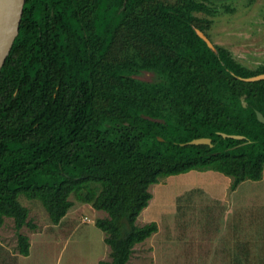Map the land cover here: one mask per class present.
Returning a JSON list of instances; mask_svg holds the SVG:
<instances>
[{
  "label": "trees",
  "instance_id": "trees-1",
  "mask_svg": "<svg viewBox=\"0 0 264 264\" xmlns=\"http://www.w3.org/2000/svg\"><path fill=\"white\" fill-rule=\"evenodd\" d=\"M211 2L27 0L0 74V226L14 219L21 255L31 248L21 196L56 225L72 196L107 213L95 222L111 250L100 264H129L158 232L136 222L160 179L210 170L233 191L262 180L264 80L244 79L264 66L196 33L211 24L197 16H213ZM201 138L212 145L188 144Z\"/></svg>",
  "mask_w": 264,
  "mask_h": 264
},
{
  "label": "rangeland",
  "instance_id": "rangeland-1",
  "mask_svg": "<svg viewBox=\"0 0 264 264\" xmlns=\"http://www.w3.org/2000/svg\"><path fill=\"white\" fill-rule=\"evenodd\" d=\"M213 16L204 35L228 49L243 66H264V0H212ZM140 79L156 80L143 73ZM215 171L193 170L160 179L137 226L158 224V232L134 248L129 264H264V173L237 190ZM74 206L58 225L38 200L21 196L29 210L20 233L30 239V255L18 248L15 221L0 226V264H100L111 261L106 234L95 226L108 214L72 196Z\"/></svg>",
  "mask_w": 264,
  "mask_h": 264
},
{
  "label": "water",
  "instance_id": "water-1",
  "mask_svg": "<svg viewBox=\"0 0 264 264\" xmlns=\"http://www.w3.org/2000/svg\"><path fill=\"white\" fill-rule=\"evenodd\" d=\"M27 0H0V74L6 61L13 49L16 39L20 33V27L24 15V8ZM196 33L208 44V46L217 53V48L211 43V41L204 35V33L195 28ZM248 82L264 80V74L256 77L244 79ZM244 97L242 101L244 106ZM258 120L264 123V115L257 112ZM224 137H232L236 139H243L241 136H229L222 134ZM188 144L192 145H212V140L208 138L195 139Z\"/></svg>",
  "mask_w": 264,
  "mask_h": 264
}]
</instances>
